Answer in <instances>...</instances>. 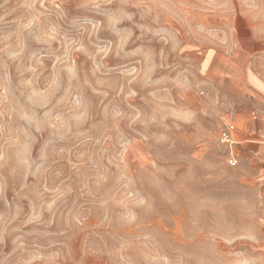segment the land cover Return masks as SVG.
<instances>
[{
    "label": "rangeland",
    "instance_id": "obj_1",
    "mask_svg": "<svg viewBox=\"0 0 264 264\" xmlns=\"http://www.w3.org/2000/svg\"><path fill=\"white\" fill-rule=\"evenodd\" d=\"M248 1L0 0V264H264L203 70Z\"/></svg>",
    "mask_w": 264,
    "mask_h": 264
},
{
    "label": "crops",
    "instance_id": "obj_2",
    "mask_svg": "<svg viewBox=\"0 0 264 264\" xmlns=\"http://www.w3.org/2000/svg\"><path fill=\"white\" fill-rule=\"evenodd\" d=\"M250 13H264V0H249ZM249 10L241 9L240 12ZM241 30L228 35L230 48L205 56L203 70L210 79L224 86L227 93L223 129L231 144L225 148L235 181L242 184V195L250 198L252 220L258 226L246 236L264 246V226L259 223L264 210V18L233 22ZM256 231V232H255Z\"/></svg>",
    "mask_w": 264,
    "mask_h": 264
},
{
    "label": "built area",
    "instance_id": "obj_3",
    "mask_svg": "<svg viewBox=\"0 0 264 264\" xmlns=\"http://www.w3.org/2000/svg\"><path fill=\"white\" fill-rule=\"evenodd\" d=\"M232 130V126H227L225 129H222V131L220 132L219 135V142L222 145H226L229 146L231 144L230 140H229V136H228V132ZM229 165H234V161L233 160H229L228 161ZM259 223L264 226V210L262 212V216L259 219Z\"/></svg>",
    "mask_w": 264,
    "mask_h": 264
}]
</instances>
